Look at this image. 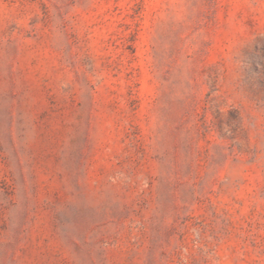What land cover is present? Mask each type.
<instances>
[{
    "label": "rangeland",
    "instance_id": "374dc122",
    "mask_svg": "<svg viewBox=\"0 0 264 264\" xmlns=\"http://www.w3.org/2000/svg\"><path fill=\"white\" fill-rule=\"evenodd\" d=\"M0 264H264V0H0Z\"/></svg>",
    "mask_w": 264,
    "mask_h": 264
}]
</instances>
